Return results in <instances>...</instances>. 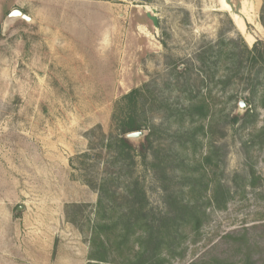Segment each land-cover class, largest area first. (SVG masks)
<instances>
[{
	"label": "rangeland",
	"instance_id": "rangeland-1",
	"mask_svg": "<svg viewBox=\"0 0 264 264\" xmlns=\"http://www.w3.org/2000/svg\"><path fill=\"white\" fill-rule=\"evenodd\" d=\"M263 6L264 0H0V264L90 262L97 186L116 173L104 140L118 134L119 103L135 89L142 91L144 136L131 140L133 178L146 192L149 218L174 212V202L196 206L201 217L196 232L181 228L176 253L161 247L155 259L264 264ZM13 11L30 20L7 21ZM209 45L207 73L214 75L202 82L198 55ZM219 50L229 59L214 66ZM190 98L207 99V119H182ZM141 142L148 144L146 160ZM126 180L110 189L123 193ZM218 183L224 209L212 205ZM100 222L108 223L102 238L111 240L110 264L133 261L139 235L118 250L123 224Z\"/></svg>",
	"mask_w": 264,
	"mask_h": 264
},
{
	"label": "trees",
	"instance_id": "trees-1",
	"mask_svg": "<svg viewBox=\"0 0 264 264\" xmlns=\"http://www.w3.org/2000/svg\"><path fill=\"white\" fill-rule=\"evenodd\" d=\"M256 47L257 45L254 46L252 52H255ZM245 48L249 54L252 53L248 50L247 46ZM213 49V46L209 45L199 52L198 60L201 61V65L205 68V77L202 82L213 78L214 72L210 75L207 73V70L211 72L212 66H208L206 60L208 53L212 52ZM225 56L223 51L219 50L217 52V60L213 65L216 66ZM226 57L225 59H229L228 56ZM184 83L186 81L181 85L186 86L187 84ZM141 96L142 91L135 89L123 97L119 103L123 107V110H121L122 115L118 118L117 114H115L114 117L115 122L117 121L118 123V134L111 135L109 139L105 138L104 140L106 147L112 152L110 166L113 165L116 168V173H111L107 178L101 179L99 186H97L99 200L96 209V218L98 219L92 228L94 236L91 240L92 251L88 264H110L113 262L108 255L110 253L108 245L111 243V240L107 239L106 242L102 238V233L107 228L108 223L101 224L100 220L105 221L107 218H119V221L123 224L120 234L114 240V245L118 250L121 246H125L128 243L130 237L139 235V238L135 242L136 246L138 245L136 252H134L135 259L128 262V264H144L143 262L146 256L149 257L151 264H161L158 259H155L162 256L160 252L161 247L169 254L176 253L178 245L177 236L181 233V228L189 227L192 231L196 232L201 225L200 213L197 211L196 206L177 202H174V212H168L167 216L158 220L149 218L146 192L139 180L133 178L136 158L132 154V151L137 150V148L131 140L125 137L129 133L140 132L143 129L142 125L138 122V118L140 117L138 105ZM187 106V112L181 114L182 119L187 117L194 123L196 120H204L209 117L210 106L206 98H190ZM118 108L116 110L117 112ZM237 120L238 117L236 116L234 121ZM149 140L150 134L145 138V143L150 144ZM145 143L141 142L139 144L140 150H142L141 157L144 160L147 159L149 149L148 144ZM211 158L209 154L204 160L208 163L212 161ZM123 178L128 179L123 184V193L119 194L117 189L112 191L110 187L113 184L118 186L119 181L123 180ZM219 184L212 188V205L217 209H224L226 204L224 195L220 192ZM194 190V186H190L189 191L193 192ZM119 197L122 203L120 202L119 205L115 206L114 203Z\"/></svg>",
	"mask_w": 264,
	"mask_h": 264
},
{
	"label": "water",
	"instance_id": "water-1",
	"mask_svg": "<svg viewBox=\"0 0 264 264\" xmlns=\"http://www.w3.org/2000/svg\"><path fill=\"white\" fill-rule=\"evenodd\" d=\"M18 17L25 18L26 20H30V18L25 16L22 12L13 11L8 16L7 21H11V20L18 18ZM247 108H248V105L246 103H244V102L240 103V109L241 110L245 111V110H247ZM143 136H144V132H132V133L127 134L126 138L129 140H138V139L142 138ZM22 210H24V207L19 206L18 211H22Z\"/></svg>",
	"mask_w": 264,
	"mask_h": 264
},
{
	"label": "bare ground",
	"instance_id": "bare-ground-1",
	"mask_svg": "<svg viewBox=\"0 0 264 264\" xmlns=\"http://www.w3.org/2000/svg\"><path fill=\"white\" fill-rule=\"evenodd\" d=\"M223 5L225 6V8H227V4L223 2ZM231 17L236 25V27L238 28V30L240 32H242L245 40L250 43V44H253L254 42V39L252 38V36L250 34H248L246 31H245V26H244V23L241 19V17L235 13H231Z\"/></svg>",
	"mask_w": 264,
	"mask_h": 264
}]
</instances>
